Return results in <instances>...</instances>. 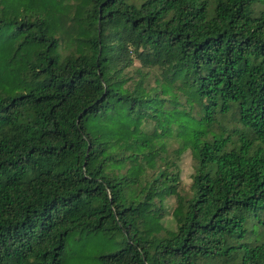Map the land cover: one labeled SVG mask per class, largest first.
I'll use <instances>...</instances> for the list:
<instances>
[{
    "label": "trees",
    "instance_id": "trees-1",
    "mask_svg": "<svg viewBox=\"0 0 264 264\" xmlns=\"http://www.w3.org/2000/svg\"><path fill=\"white\" fill-rule=\"evenodd\" d=\"M74 232L121 237L98 264H264V0H0V264Z\"/></svg>",
    "mask_w": 264,
    "mask_h": 264
},
{
    "label": "rangeland",
    "instance_id": "rangeland-1",
    "mask_svg": "<svg viewBox=\"0 0 264 264\" xmlns=\"http://www.w3.org/2000/svg\"><path fill=\"white\" fill-rule=\"evenodd\" d=\"M194 162L189 152H185L179 162L181 193L190 192L191 177L193 174ZM174 197H167L163 202L162 222L172 227L171 211L174 207ZM121 242L119 235L112 238L105 234L95 232H74L66 239L64 248L61 251L62 264H98L101 255L115 253Z\"/></svg>",
    "mask_w": 264,
    "mask_h": 264
}]
</instances>
